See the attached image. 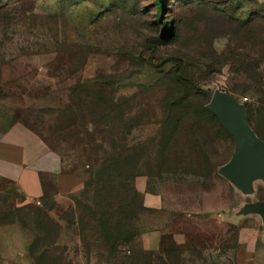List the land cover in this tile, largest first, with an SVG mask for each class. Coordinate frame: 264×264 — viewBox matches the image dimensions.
<instances>
[{"label": "rangeland", "instance_id": "obj_1", "mask_svg": "<svg viewBox=\"0 0 264 264\" xmlns=\"http://www.w3.org/2000/svg\"><path fill=\"white\" fill-rule=\"evenodd\" d=\"M154 1L0 0V154L77 183L27 199L0 167V264H234L237 232L264 227V180L221 176L234 142L205 108L230 94L264 142V0ZM172 58L198 91L154 68ZM119 211L135 236L113 252Z\"/></svg>", "mask_w": 264, "mask_h": 264}, {"label": "water", "instance_id": "obj_2", "mask_svg": "<svg viewBox=\"0 0 264 264\" xmlns=\"http://www.w3.org/2000/svg\"><path fill=\"white\" fill-rule=\"evenodd\" d=\"M228 132L234 142V151L219 173L243 192L251 188L252 178L264 180V142L251 130L245 105L230 94L214 91L205 106ZM264 225V201L247 206Z\"/></svg>", "mask_w": 264, "mask_h": 264}, {"label": "crops", "instance_id": "obj_3", "mask_svg": "<svg viewBox=\"0 0 264 264\" xmlns=\"http://www.w3.org/2000/svg\"><path fill=\"white\" fill-rule=\"evenodd\" d=\"M16 158L0 154V167L10 169L12 177H5L11 186L27 199H37L46 195H66L74 191L77 183L73 179L63 174L53 175L51 182L48 181L47 174L40 170L28 169L22 164L17 163ZM149 203H152L149 204ZM160 200L154 196L147 198L145 204L151 205L152 208L160 207ZM194 224L199 219L191 220ZM249 231V230H248ZM191 237H202L203 234L191 233ZM208 235H204L206 237ZM222 235L215 233L214 236L209 234L208 241L214 243L222 241ZM235 247L232 248L234 264H264V227L259 232L250 233L239 231L235 235ZM158 241V239H157ZM217 245V244H216ZM215 246L210 252H218ZM206 250V249H205Z\"/></svg>", "mask_w": 264, "mask_h": 264}, {"label": "trees", "instance_id": "obj_4", "mask_svg": "<svg viewBox=\"0 0 264 264\" xmlns=\"http://www.w3.org/2000/svg\"><path fill=\"white\" fill-rule=\"evenodd\" d=\"M155 6L157 9V13L158 16H161L162 10H163V3L162 0H155ZM164 32L169 35L171 32V27L170 25H166L164 28ZM167 64H174L176 66V70H175V78L176 80L187 86L190 87L191 89L198 91L197 87L190 81L186 80L183 78L182 76V70H183V61L180 59H176V58H172V59H166L164 61H162L158 66L154 67L157 70H161L163 67H165ZM248 111V108H247ZM96 176V174H90V180L87 184H85V192L89 191L92 192V194L94 195V197L92 198L93 200V204H95V207H98V204L96 206V202H99V195H100V191L97 187H94L92 185V177ZM98 178V177H97ZM134 196H137L138 193L136 191L133 192ZM51 196H46L45 199L50 198ZM99 200V201H98ZM91 201V200H90ZM117 213H121L120 211ZM98 215V213H94L93 217H96ZM121 218L119 221V224L114 228L113 231H109L108 227L105 226L106 230L104 232H102L103 238L105 239L106 243L110 245V247H113L115 245V243L121 242V243H128L134 236V232L129 229V224H130V218L131 215H123L121 213ZM101 217H110V215L108 213L104 214H100ZM113 252H115V247L112 248ZM170 253V251H168Z\"/></svg>", "mask_w": 264, "mask_h": 264}]
</instances>
